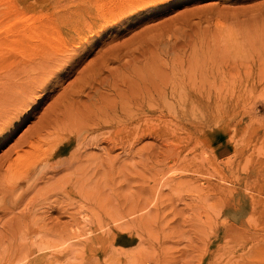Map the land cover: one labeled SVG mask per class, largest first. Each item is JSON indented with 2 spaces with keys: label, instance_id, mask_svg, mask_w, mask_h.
Segmentation results:
<instances>
[{
  "label": "rangeland",
  "instance_id": "obj_1",
  "mask_svg": "<svg viewBox=\"0 0 264 264\" xmlns=\"http://www.w3.org/2000/svg\"><path fill=\"white\" fill-rule=\"evenodd\" d=\"M0 264H264V0H0Z\"/></svg>",
  "mask_w": 264,
  "mask_h": 264
},
{
  "label": "bare ground",
  "instance_id": "obj_2",
  "mask_svg": "<svg viewBox=\"0 0 264 264\" xmlns=\"http://www.w3.org/2000/svg\"><path fill=\"white\" fill-rule=\"evenodd\" d=\"M71 11V10H70ZM69 11V12H70ZM64 12V11H63ZM75 12V11H74ZM82 12V11H81ZM71 13L73 14V12L71 11ZM78 13V12H77ZM69 14V13H68ZM64 16H65V14H63ZM77 15V16H76ZM76 15H73L72 16V20L70 21V19L68 20V18L67 17H62L61 19H59L58 20V24H57V27H58V29H61L63 32H65V31H69V30H71L70 32H72L73 31V29L74 30H76L78 27H79V22H80V20H78L79 19V17H78V14H76ZM69 16H71V15H69ZM68 16V17H69ZM40 17V16H39ZM57 17V16H56ZM49 19V18H48ZM39 20V19H38ZM42 20V19H41ZM82 20V19H81ZM46 21V20H45ZM57 21V20H56ZM28 22V21H27ZM34 22V21H33ZM55 22V21H54ZM41 24V23H40ZM26 25V24H25ZM55 25V24H54ZM49 26V25H48ZM52 26V25H51ZM50 26V27H51ZM56 26V25H55ZM34 27V26H33ZM36 27V26H35ZM38 27V26H37ZM41 27V26H40ZM54 27V26H53ZM55 28V27H54ZM36 29V28H35ZM34 29V30H35ZM53 31L55 30V29H53V28H51ZM25 30V29H24ZM40 33H39V35H41V39H43L42 40V45H46V46H49V45H47V44H54V42H63V40H65L66 39V37L68 36V35H66V37H64L65 35H64V33H63V35L64 36H62V37H58V38H54L53 37V35L51 36H46L45 35V33L47 32L46 31V28H44L43 29V27H41L40 29ZM39 30H37L36 29V31H39ZM50 31V30H49ZM77 31V30H76ZM31 32H33V31H31ZM51 32V31H50ZM57 32V30L55 31V33ZM34 34H35V31L33 32ZM32 33V34H33ZM66 33H68V32H66ZM36 34H38V33H36ZM45 35V36H44ZM56 35H57V33H56ZM59 35V34H58ZM34 36V35H33ZM37 36V35H36ZM64 38V39H63ZM40 38H38V41L39 40H41ZM49 40V41H48ZM45 41H47L48 43H46ZM45 46V47H46ZM42 47V46H41ZM41 49V48H40ZM41 50H43V49H41ZM14 87H16L15 85H14ZM17 88V87H16ZM22 88V87H21ZM4 91V90H3ZM54 133V132H53ZM53 133H45V135H41V134H38L37 136H36V140L33 142H30V145H29V149H28V151H25V152H22V156L20 155V156H18L17 155V158L13 161V162H11V163H9V165H8V167L6 168V171L5 172H10L13 168H14V165H15V163L17 162V161H19V160H26V158L27 157H30L31 155H34V151H36V150H39L38 149V146H37V144L39 143L40 144V142L42 141V137L43 138H45L44 140L46 141V140H50V144H53V146L51 145V147H50V151L51 152H53V151H55V145H54V143H52V142H56V140H57V138H58V135L60 134L59 132L58 133H55V134H58V135H55V134H53ZM59 140V139H58ZM57 140V141H58ZM28 145V144H27ZM43 147V146H42ZM26 162V161H25ZM28 162H29V160H28ZM21 163H22V161H21ZM24 164V163H23Z\"/></svg>",
  "mask_w": 264,
  "mask_h": 264
}]
</instances>
